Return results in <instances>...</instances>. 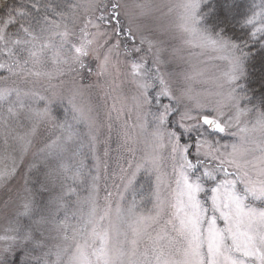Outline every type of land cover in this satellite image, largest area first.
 <instances>
[{
    "label": "snow or ice",
    "instance_id": "snow-or-ice-1",
    "mask_svg": "<svg viewBox=\"0 0 264 264\" xmlns=\"http://www.w3.org/2000/svg\"><path fill=\"white\" fill-rule=\"evenodd\" d=\"M0 264H264V0H0Z\"/></svg>",
    "mask_w": 264,
    "mask_h": 264
}]
</instances>
